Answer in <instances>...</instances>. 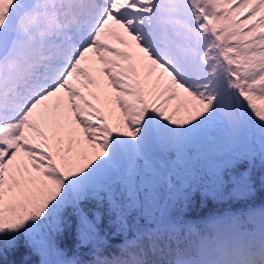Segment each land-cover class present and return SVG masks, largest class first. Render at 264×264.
<instances>
[{
    "label": "snow or ice",
    "instance_id": "6c2138e0",
    "mask_svg": "<svg viewBox=\"0 0 264 264\" xmlns=\"http://www.w3.org/2000/svg\"><path fill=\"white\" fill-rule=\"evenodd\" d=\"M257 181L264 0H0V264H264Z\"/></svg>",
    "mask_w": 264,
    "mask_h": 264
},
{
    "label": "trees",
    "instance_id": "16d2710c",
    "mask_svg": "<svg viewBox=\"0 0 264 264\" xmlns=\"http://www.w3.org/2000/svg\"><path fill=\"white\" fill-rule=\"evenodd\" d=\"M255 189L256 190L254 194L248 199L246 203L242 201L217 202L211 200L210 198L207 200V202L201 203L202 198L198 197L197 205L194 211L190 214L191 218L193 220L195 219L196 221H200L229 209L235 211L240 207H262L264 206V187H261L259 181H257ZM120 239L121 237H117L112 242L119 243L121 242Z\"/></svg>",
    "mask_w": 264,
    "mask_h": 264
},
{
    "label": "rangeland",
    "instance_id": "374dc122",
    "mask_svg": "<svg viewBox=\"0 0 264 264\" xmlns=\"http://www.w3.org/2000/svg\"><path fill=\"white\" fill-rule=\"evenodd\" d=\"M195 220V219H194ZM122 240V238L120 239V241ZM34 260L38 261L39 260V257H34L33 258Z\"/></svg>",
    "mask_w": 264,
    "mask_h": 264
}]
</instances>
